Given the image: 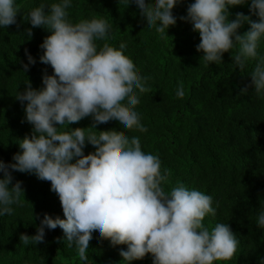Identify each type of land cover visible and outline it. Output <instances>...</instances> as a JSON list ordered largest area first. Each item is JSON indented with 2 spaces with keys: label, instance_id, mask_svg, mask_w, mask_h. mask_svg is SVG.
Masks as SVG:
<instances>
[{
  "label": "clouds",
  "instance_id": "9594fccd",
  "mask_svg": "<svg viewBox=\"0 0 264 264\" xmlns=\"http://www.w3.org/2000/svg\"><path fill=\"white\" fill-rule=\"evenodd\" d=\"M181 2L122 0L126 7L134 4L146 29L161 37L168 36L177 19L191 24L199 35L196 51L203 53L208 66L222 64L225 53L240 71L252 64L251 86L264 96V54L259 51L264 41V0H193L186 15L177 17L173 9ZM246 4L248 15L233 16L229 11ZM72 6L73 0H40L24 17L32 28L49 33L38 46V61L52 72L42 71L41 87L26 79L23 90L18 87L15 93L24 112L22 122L32 127L30 136L17 139L19 150L11 162L0 159V217L11 215L24 197L22 182H13V172L27 173L50 182L63 218L37 216L35 234L19 237L25 246L44 243L46 230L59 227L63 232L59 242L75 249L79 264H89L94 236L113 247L126 246L119 250L118 264H132L146 254L151 264L230 260L239 240L228 223L205 225V217L217 213L210 194L182 182L166 188L170 170L162 169L157 154L142 150L138 136L97 130V125L111 121L122 130L147 131L136 106L140 95L149 91L148 78L124 54L125 43L116 47L106 42L112 27L107 19L74 22L68 11ZM18 14L17 0H0V28L17 25ZM244 25L248 30L239 32ZM31 35V28L25 29V36ZM24 56L23 74L37 63L27 49ZM247 90L248 85L240 88L239 95ZM175 95L184 97L182 85ZM89 117L90 126L69 127ZM87 145L94 150L85 154ZM255 225L264 230V206L256 213Z\"/></svg>",
  "mask_w": 264,
  "mask_h": 264
},
{
  "label": "trees",
  "instance_id": "16d2710c",
  "mask_svg": "<svg viewBox=\"0 0 264 264\" xmlns=\"http://www.w3.org/2000/svg\"><path fill=\"white\" fill-rule=\"evenodd\" d=\"M39 2L17 0V25L0 28V159L6 163L19 150L17 139L31 135L32 126L22 122L23 108L14 99L18 87L23 90L26 79L33 87H41L42 71L52 72L50 66L38 61V46L49 33L32 28L24 20L28 10ZM149 2L154 0H146ZM192 2L182 0L173 14L186 15ZM68 11L74 22L91 17L107 19L112 27L106 42L116 47L125 43L124 54L148 78L149 91L140 95L136 106L147 131L122 130L111 121L97 125V130L115 129L118 134L138 136L142 150L157 154L162 169L170 170L166 188L182 182L213 197L217 213L205 217V225L228 223L239 240L234 256L215 264H259L264 259V230L256 227L255 218L264 206V96L257 95L251 86L248 75L253 65L240 71L225 53L222 64L208 66L201 58L203 53L196 51L199 35L192 31L191 24L177 19L176 25L167 30L168 36L161 37L154 29H146L134 4L126 7L122 0H73ZM229 11L233 16L236 12L249 14L247 4ZM28 28L32 35L27 38ZM246 30L248 25L239 32ZM25 49L37 63L23 74ZM259 51L264 54V41ZM178 85L183 86V98L175 95ZM245 85L247 93L239 95ZM92 123L89 117L69 127L86 128ZM93 150L87 145L84 152ZM13 176V182H22L24 197L11 215L0 217V264H79L75 249L59 242L63 238L59 227L46 230L44 243L23 245L19 237L22 233L35 234L37 216L42 218L47 213L63 218V213L57 195L50 191V182L27 173L13 172ZM121 248L126 246L113 247L94 236L89 264H118ZM132 264H151V257L146 254Z\"/></svg>",
  "mask_w": 264,
  "mask_h": 264
}]
</instances>
